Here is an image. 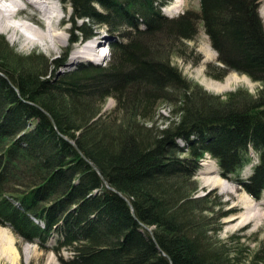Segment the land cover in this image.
<instances>
[{
    "label": "trees",
    "instance_id": "obj_1",
    "mask_svg": "<svg viewBox=\"0 0 264 264\" xmlns=\"http://www.w3.org/2000/svg\"><path fill=\"white\" fill-rule=\"evenodd\" d=\"M59 1L71 9V45L102 26L116 35L104 65L80 63L64 74L57 68L66 55L48 64L0 36V226L61 264L263 261V249L244 261L242 249L212 239L235 209L212 191L196 196L195 179L208 154L252 199L264 190L259 1L198 0L176 18L159 10L173 0ZM200 24L217 52L205 73L244 74L259 84L254 94H208L172 62ZM109 98L115 105L103 111ZM166 103L177 119L160 130L154 118Z\"/></svg>",
    "mask_w": 264,
    "mask_h": 264
},
{
    "label": "rangeland",
    "instance_id": "obj_2",
    "mask_svg": "<svg viewBox=\"0 0 264 264\" xmlns=\"http://www.w3.org/2000/svg\"><path fill=\"white\" fill-rule=\"evenodd\" d=\"M48 1V0H47ZM52 1V0H49ZM54 4L60 7V18L62 20L60 29L65 30L63 36L66 42L61 43L58 47L53 48L45 47L39 43L31 44L26 43L23 37L18 36L17 40L12 41L10 36L6 33L1 32L0 36H3L8 43L9 47L14 49L17 53L22 56H28L33 53L40 54L44 57V61L50 64L56 59H63V63L61 66L57 68V73L64 74L66 72H70L74 70V68L80 63L91 62L94 64L104 65L105 62L108 61L110 57V51H108V44L111 42L116 33H111L107 28L100 27L98 30V36L92 40H87L83 42L70 44V31L72 28V23L70 20L71 9L64 4H62L59 0H54ZM198 0H174L172 3V15L177 14L180 10L186 11L187 8L190 9H198L199 3ZM259 1V16L263 20V28H264V0ZM53 2V1H52ZM25 5V4H24ZM23 8V7H22ZM31 9H26V13L29 15L35 14L36 12H32ZM43 12V10H39ZM38 16V13L35 14ZM24 17H27L24 15ZM41 19H44V24L47 23L43 14H39ZM19 18V17H18ZM39 18V19H40ZM24 18L21 17V20ZM18 22V21H16ZM22 23V22H21ZM23 23L32 27L37 31H42L36 24L23 20ZM78 24L81 21L77 22ZM58 24V22H56ZM95 41H99L102 49H99L98 52L103 54L106 53V57H100L97 61H89V60H81L73 62L72 59L76 51L80 50L85 45L95 44ZM186 54L184 57L174 56L172 57V62L182 71L183 75L194 82H196L201 89L212 95H219L224 97V94L228 92L236 91L237 89H245L248 92L254 94L259 87V84L250 80L246 75L239 74L237 72L230 71L223 79L217 80L212 77H209L206 71V65L209 63L217 64V52L212 48L210 44V40L208 36L204 33V30L199 25L198 33L194 37L193 40L186 41ZM192 49L193 53L190 52ZM162 50V52H161ZM161 53H165L166 48L161 49ZM109 52V53H108ZM159 52V51H158ZM53 65H50V69H52ZM227 80L234 81L231 84V88L226 91H219L218 87H223L226 84ZM115 105L113 98H109L106 101L105 106L103 107V111H108L113 108ZM169 106L168 103L162 105L158 109V115L154 118V126L160 130L164 129L165 126L168 125L171 121H176V117L171 116L170 110L167 108ZM169 121V122H168ZM180 144V143H179ZM255 158V155L252 154ZM256 162V160H255ZM253 162L252 164H254ZM251 164V165H252ZM249 164L245 166L241 172V177L246 178L251 172V168ZM208 166V167H207ZM209 168V169H208ZM212 170V172L205 173L208 170ZM224 179L226 182L224 183V188L221 186H217L212 182L218 178ZM196 181L198 182L199 189L196 196H203L205 193L212 191V197L214 195H220L221 201L226 202V209H235V212L229 214L228 216L222 218L221 220V230L217 234V236H213L217 244H221L225 246V249L232 253L238 252L241 259L244 261L250 260V258L254 255L255 252L263 249L264 250V190L261 194L260 199H252L241 186L234 184L232 181H229L223 178L219 174V168L216 164V161L209 155H205L201 161V168L198 170L196 175ZM211 181V182H210ZM250 197L251 200L247 197ZM252 203V204H251ZM253 205L254 210L248 208V206ZM225 209V210H226ZM255 214H259L260 219H254L248 222L240 223L241 220L247 219ZM251 215V216H250ZM0 264H12L11 259L5 253V248H7L8 244L6 241H12V246L16 250V258L15 264H61L57 258V255L53 253L51 250H44L38 246L36 243L26 242L17 237L8 227L0 226ZM50 244H52L50 242ZM69 252L64 251L62 253L63 258L66 257ZM259 264H264V260L260 261Z\"/></svg>",
    "mask_w": 264,
    "mask_h": 264
},
{
    "label": "bare ground",
    "instance_id": "obj_3",
    "mask_svg": "<svg viewBox=\"0 0 264 264\" xmlns=\"http://www.w3.org/2000/svg\"><path fill=\"white\" fill-rule=\"evenodd\" d=\"M52 1H49V0L48 1L47 0H0V33L3 32V33L8 34L12 41L17 40V37L20 36L24 38L26 43H31V44L39 43L47 48L50 46H52L53 48L58 47L59 44L66 42L63 36L65 30L60 29V25L62 22L60 18V7L54 4L55 2L54 0ZM173 2L174 0L172 1V3ZM172 3L163 7L166 14L170 16L169 18H176L185 13L184 10H180L179 12H176L177 14L172 15V13H170L173 9ZM26 9L28 10L31 9L33 10L32 12L35 11L36 12L35 14L38 13V16L40 13L43 14L44 12V18H46L45 20H47L46 21L47 23L44 24L43 22L44 19L43 18L41 19L35 14H32V15L27 14ZM40 9L43 10V12L39 11ZM24 15H26L27 17H24ZM21 17L24 18L23 20L30 21L36 24L39 28L42 29V31H37L33 29L32 27L24 24L23 20H21ZM56 22H58V24H56ZM95 42H96L95 44L92 43L89 45H85L82 48H80V50L76 51L72 61L75 62V61H81V60H89L93 62V61H97V59H99L102 56L106 57V53L101 54L98 52L99 49H102V47L99 44L100 42L99 41H95ZM233 82L234 81L227 80L226 84L223 85L222 88L218 87L219 91L229 90ZM209 172H212V170L210 169L206 171L205 173H209ZM225 182L226 181L220 177L216 179L215 181H213L212 183L224 188ZM247 198L251 200L249 196ZM255 206L250 205L248 206V208L251 211V209L255 208ZM261 217L262 216H260L259 214L254 213V215H252L250 219L249 218L243 219L240 221V223L241 224L243 222L249 223L251 220H254V219L261 220ZM11 242L12 241L5 242L6 244H8V246L7 248H5L4 251L6 253V256L8 254L9 259H11L12 261V264H15L14 262H15L17 253H16L15 248H13L12 246L13 242L12 243ZM0 245H2V243H0Z\"/></svg>",
    "mask_w": 264,
    "mask_h": 264
},
{
    "label": "crops",
    "instance_id": "obj_4",
    "mask_svg": "<svg viewBox=\"0 0 264 264\" xmlns=\"http://www.w3.org/2000/svg\"><path fill=\"white\" fill-rule=\"evenodd\" d=\"M259 11H260V9H259Z\"/></svg>",
    "mask_w": 264,
    "mask_h": 264
}]
</instances>
